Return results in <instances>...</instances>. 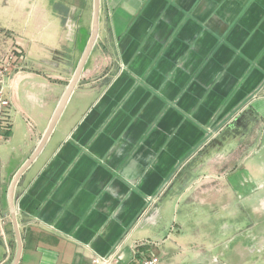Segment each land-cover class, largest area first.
I'll return each mask as SVG.
<instances>
[{"label": "crops", "instance_id": "crops-1", "mask_svg": "<svg viewBox=\"0 0 264 264\" xmlns=\"http://www.w3.org/2000/svg\"><path fill=\"white\" fill-rule=\"evenodd\" d=\"M92 10L93 0H0V29L25 59L3 80L0 264L16 252L10 183L47 128ZM260 154L264 0H99L79 81L14 188L18 264H90L113 252L116 264L149 254L218 264L231 235L226 264H252L264 258ZM240 166L237 215L230 188ZM192 204L206 213L187 212Z\"/></svg>", "mask_w": 264, "mask_h": 264}, {"label": "water", "instance_id": "water-1", "mask_svg": "<svg viewBox=\"0 0 264 264\" xmlns=\"http://www.w3.org/2000/svg\"><path fill=\"white\" fill-rule=\"evenodd\" d=\"M98 10H99V0H93V10H92V20H91V29H90V34L88 37V40L85 44V47L81 53V56L76 64V67L74 69V72L63 92L61 95L58 104L56 105L53 114L50 118V121L47 125V128L45 132L43 133L41 140L39 141L37 147L35 148L34 152L32 155L28 158V160L19 168V170L16 172L14 175L10 186L8 190V199H9V204H10V212H11V219H12V225H13V230L16 238V252L15 256L12 260L11 264H18L21 256V239L18 231V226H17V220H16V215H15V210L13 206V192L14 188L16 185V182L21 175V173L32 163V161L35 159V157L39 154L41 149L43 148L46 140L48 139L49 135L51 134L53 128L55 127L72 91L74 90L76 84L79 81L81 72L83 70L84 64L91 52V49L96 41L97 34H98Z\"/></svg>", "mask_w": 264, "mask_h": 264}, {"label": "rangeland", "instance_id": "rangeland-1", "mask_svg": "<svg viewBox=\"0 0 264 264\" xmlns=\"http://www.w3.org/2000/svg\"><path fill=\"white\" fill-rule=\"evenodd\" d=\"M1 27L4 28V29H0V60L2 58L3 59L4 58H7L6 55H9V54L14 55L15 52H17V48L14 47V43H17V42H15L16 41V38H14V36H11V33L8 30H6L7 28H6V25H5L4 22H2ZM19 54H20V52H19ZM73 69H75V68L73 67L71 69L69 75L63 81V84L62 85L67 86V84H68V82H69V80H70V78H71V76H72V74L74 72ZM15 70H16V68H11L9 70V72H14ZM83 105L84 104L82 103L81 106H83ZM258 159H259V161H261L260 167L262 169L261 170L262 171L261 173H263L264 172V157H262V155L260 154V156H259ZM244 165H246V164H241V166H244ZM241 166H240L239 170H236L235 171L236 174H232L231 175L232 187L230 188V190H231L230 192H231L232 195L234 194L233 195L234 198H232V202H233V204L235 206L236 214L237 215L243 214L242 203L245 200V197H243L242 195L238 194L239 191H238V189H236L238 187L237 185L239 183L238 177L241 176V175H243V173H244L243 168H241ZM253 173H254V171H253ZM190 200H191V197H189V200L188 199L186 200V203H190L191 202ZM190 206L192 208H190L187 212H191L192 210H196L197 211L196 213H199V212L206 213L204 211V208L203 207H198L199 204H195V205L192 204ZM176 208H178L177 211H179V213H180V210L179 209H185V210H187V208H183V205H180V207L178 206ZM177 216H178V214H177ZM164 218H165V221L167 222V216H164ZM219 228H221L220 229V232H222V229H224V225L223 226L222 225H219ZM231 237H232V235L230 237L222 238L221 241L218 243V245H219V261H218V264H220V263L221 264H226V256L225 257L224 256H221V252L225 248L231 247L232 242H229V239H231ZM0 247H1L0 252L3 254L4 248H3L2 245H0ZM213 254L216 255V253H213ZM260 258L254 257L252 259V264H264V258H263V256H261Z\"/></svg>", "mask_w": 264, "mask_h": 264}, {"label": "built area", "instance_id": "built-area-1", "mask_svg": "<svg viewBox=\"0 0 264 264\" xmlns=\"http://www.w3.org/2000/svg\"><path fill=\"white\" fill-rule=\"evenodd\" d=\"M6 56L7 58H2L0 60V132L7 128L8 122L6 110L10 105L9 99L4 96L3 80L11 68L18 69L16 66V64H19L17 63L18 61H25L22 52L19 54V50H17L14 55L9 54ZM21 64L23 63L21 62L19 65ZM117 259V253L113 252L106 256H93L90 260V264H116ZM138 264H159V258L154 254H149L148 256L143 257Z\"/></svg>", "mask_w": 264, "mask_h": 264}]
</instances>
